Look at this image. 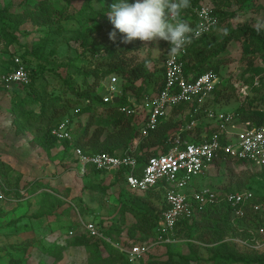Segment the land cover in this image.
Segmentation results:
<instances>
[{
  "label": "trees",
  "instance_id": "16d2710c",
  "mask_svg": "<svg viewBox=\"0 0 264 264\" xmlns=\"http://www.w3.org/2000/svg\"><path fill=\"white\" fill-rule=\"evenodd\" d=\"M87 1L91 3L90 7L84 4L83 8L75 9L74 6H71V1L69 0H64V3H61L60 0H22L18 8L19 11H21L20 13L30 16L31 20L39 26H51L49 23L52 21L61 19V22H63L73 18L84 24L95 19L98 15L105 18L106 15L104 14L109 10L108 5L114 2V0ZM200 1L202 0H191V7L186 9L182 13V16L189 21L194 19L193 7L198 5ZM211 1L213 3V13L217 20L208 32L193 38L192 43L186 46V53L183 56L184 71L187 73H200L204 70L212 69V67L217 68L225 61V58L221 57L220 54L224 52L228 42L231 40H240L242 38L248 45V53L253 56H258L264 61V27L260 24H255L251 20L245 21L237 27L230 26L228 32L217 41L208 38V35L218 24L222 23L223 20L234 17L237 10L247 4L251 6L252 11H258V9L264 8V0H234V4L237 5L234 10H221L223 6L228 7L229 4L232 5L230 0ZM129 2L134 3L135 0H129ZM69 8H72L71 11ZM73 10L75 11L74 13H72ZM18 12L14 11V6L12 4L0 8V40L2 39L6 45L12 44L17 40L14 33L20 22L18 20H16L18 23L15 21L12 22L11 19ZM107 24H110L111 29L108 31L106 35L107 39H105L103 43H91L88 39L89 33H86L88 34L87 36L86 34L85 36L80 35L82 37L80 43L81 50L77 51L76 49L75 54L70 57L65 64L70 70H68L66 77L62 78V86L65 88L66 93L68 92L71 96H74L73 98H61L58 94H54L48 98L45 94L42 95L41 93L35 92V79L39 76V71L45 69V65H42L41 61L42 59L47 60L46 56L43 57V52H38L37 54L36 48L44 49V46L39 47L41 43L37 42L31 49L32 55L34 56L33 60L35 59L37 62L36 64L33 63L28 65L24 55H22V53L19 55V57L23 58H21V63L28 73L29 82L27 84L15 83L9 87H4L0 80V86H2L5 91L14 93L10 100V111L13 115L11 123L15 133L22 134L29 132L32 136L30 144L33 148L40 149L49 154L58 144H61L66 152L76 145L85 153L108 152L111 154H118L126 149L135 137L140 136L138 131L140 125L136 123L134 115L125 110H121V108L130 105L132 99L139 100L145 93L157 91L158 88L161 87L164 79V67H162L160 75H157L155 78L154 71L149 68L148 59L141 62H128L126 56L129 52V48L126 46L119 47L118 42L109 39V32L113 30V26L109 21ZM96 28L97 26L92 27L90 31ZM118 35L119 32H117V37ZM44 42L45 39L42 43ZM14 57L15 55L12 57L10 56V60L7 61L8 64L5 65L6 67L3 63L0 64V76L16 67ZM24 60H26V62ZM96 60L102 61L94 66L93 64ZM80 62L82 64L81 68L78 67ZM99 65H105V67L101 68ZM71 70L76 72L77 75L82 76L81 83H83L84 86L76 81L72 76L73 71ZM252 71L249 83L244 82L248 84V93L243 97V102H241L233 112L238 113L239 121H249L252 124L259 125L264 122V110L263 107H260L258 104V102L264 101V69L263 67L256 66L252 68ZM113 74L116 75L119 80L121 94L117 101L110 100L106 102L102 99L105 93L103 83L107 76ZM254 75L257 76L255 79ZM89 77H91L90 81L88 80ZM255 80H257V84H254ZM150 83L153 84L150 85ZM41 87L43 88V85H41ZM19 88H25V93L27 95H30L33 92L32 90H34L32 94L38 102L37 111L29 109L25 101L15 99L18 97ZM219 90L220 89H216L215 87L213 90L214 94L215 92L219 93ZM262 90L263 94H259ZM129 96L131 99H128ZM194 105L195 102L193 104L181 103L174 106L168 117L162 118L154 130L147 136H143L139 139V143L134 150V155L138 161V174L141 172V168L149 156L165 152L168 149L170 145L168 140L172 138L176 132H179V127L183 126L184 123L182 119H186V123L189 121L192 116L191 113ZM98 110L105 111L111 119V128L106 133H104L105 127L103 124L95 123L97 116H99V113H96ZM77 114L78 116L81 114H89V117L85 124L78 121L77 126L72 127V140L58 139L51 133L52 128L64 119H67L69 124L72 125L76 120ZM202 122L203 121H200V123L198 122L199 124L189 132L181 131V137L191 141H197L203 131L207 132L208 128H210V130L216 129V127H209V124L202 125ZM207 137H209L208 134L206 138ZM222 161H224L223 155L219 154L213 159L212 164L218 165ZM91 169L94 170L95 168L92 167ZM126 169V167H121L115 172L113 177L114 183L125 185V178L123 176ZM9 170L10 167L0 161V174H3L2 179L4 185L6 189L8 188L11 190L10 187L14 188L18 185L19 178L17 177L14 181H10L8 178ZM96 171L103 172L98 169ZM259 174L264 177V167H261ZM229 184V187L225 185L220 191L247 189L242 187L244 186V181L237 183L238 186L241 187L239 189L232 188L230 182ZM85 186L83 188H86ZM87 187L100 188L102 190H106L107 188L99 184H89ZM125 187L127 188L126 185ZM153 190L162 193L159 189H151L143 192L137 190L133 191L144 193ZM57 193L58 191L53 189L50 191H41L38 210L30 216L35 218L43 216L49 218L52 215L56 216L55 214L58 208L66 203ZM253 201L257 200L253 199ZM79 204L82 205L78 201V206ZM164 207V198L161 207L159 210L155 209L156 211L142 207L133 208L124 203L120 211L119 220L110 224L106 234L110 236L115 235L116 237L124 234L128 239L130 238L129 240L132 242L147 240L154 235L160 211ZM80 209L82 210V207H80ZM126 212H131L135 221L124 228L126 224ZM262 218L261 212H254L246 207L244 215L236 219L237 226H234L231 222L233 216L230 207L221 202L204 207L197 216L179 219L175 225L174 234L177 239L183 234L192 236L196 229L201 228L202 231L198 238L204 241L207 240L206 237L209 238L208 241L211 244L205 245L206 247L204 246V248L208 252L207 260L212 262V264H264V248L259 250L245 246L242 247L238 245V243L236 244L231 241L223 240L225 235L237 233L238 229H242L238 230L239 234H244L246 228L250 229L251 227L256 228L257 226L264 225ZM16 221L17 220H11L9 225ZM242 227H244V229ZM86 235L85 233L75 234L67 241L66 245L57 247L56 244H52L44 249V251L50 255L58 256L60 255V251L66 246H83L89 252L90 261L94 263L102 259L100 249L102 241L98 238L91 239ZM29 243L30 239H16L9 243L0 244V264H30L25 255ZM171 244L164 245L169 246ZM189 246L192 253L195 254V259L200 262L199 264H202V256L196 249L198 246L194 245L192 242H189ZM4 247L7 249L4 250ZM18 250H22V254H15V251ZM110 252L112 254V259H110V262H105L106 264H128L123 252L115 248L110 250ZM174 256L175 255L169 252L168 258L165 261L154 260L153 262L157 264H190V258L183 255H177L175 258ZM142 264L151 263L145 261Z\"/></svg>",
  "mask_w": 264,
  "mask_h": 264
},
{
  "label": "rangeland",
  "instance_id": "374dc122",
  "mask_svg": "<svg viewBox=\"0 0 264 264\" xmlns=\"http://www.w3.org/2000/svg\"><path fill=\"white\" fill-rule=\"evenodd\" d=\"M21 1L22 0H0V8H3L5 5L12 4L14 6V11L18 12V5H20ZM69 1H71V6H74L75 9L83 8L84 4H87L89 7L91 6V3L87 0ZM230 1L232 5L229 4L228 7L223 6L221 10H234L237 7V5L234 4V0ZM60 2L64 3V0H60ZM200 3L209 6H212L213 4L211 0H202ZM69 9L71 11L72 8ZM20 12L21 11L15 14V16L11 19L12 22H16V20L20 22H16L18 23L17 30L14 33L17 38L16 42L6 45L2 39L0 40V64L3 63L4 66L7 65V61H9L10 56L12 57L13 55L18 57L21 62L22 57H19L20 53L24 55L27 62L26 60L24 61L28 65L33 63L36 64L37 62L35 59L33 60L34 56L32 55L31 49L34 47L36 42L41 43L39 47L44 46V49L36 48L37 54L38 52H43L42 55L43 57L46 56L47 60L42 59L41 61V64L45 65V69L39 71V76L35 79V92L41 93L42 95L45 94L48 98L54 94L60 95L61 98H73L74 96H71L68 92L66 93L65 88L62 86V78L66 77L68 70H70L65 66V64L68 62L69 58L75 54L76 49L77 51L81 50L80 43L82 35L85 36L86 33H89V35L86 34V36L88 35V39L93 44L103 43V41L107 39L106 35L111 29L110 24H107V16L103 18L101 15H98L95 19H92L84 24L73 18L63 22H61V19L52 21L49 23L51 26H39L31 20L30 16L23 15ZM74 12L75 11L73 10L72 13ZM248 20L264 27V8L258 9V11H252L251 6L246 4L244 7L237 10L234 17L223 20L222 23L218 24L208 35V38L213 41H217L228 32L230 26L237 27ZM95 26H97V28L90 31V29ZM44 39L45 42L42 43ZM121 40L122 36L119 33L115 42H118L119 47L126 46L129 48V52L126 56L128 62H141L148 59L149 68L154 71L155 78L157 75H160L166 56L168 55V47L170 46L169 42L159 40L145 43L136 39L132 43L125 44L122 43ZM220 55L225 58V61H223L217 68L212 67L217 79L215 87L216 89H220V92H215L214 94L212 91L206 98L205 104L218 111H231L243 102L242 99L244 95L240 91V87L244 82L249 83L251 80L253 72L252 68L259 66L264 69V61L260 57L253 56L248 53V45L243 38L240 40L229 41L226 49ZM101 61L102 60H96L93 65L96 66L98 62ZM99 66L101 68L105 67V65ZM78 67H82L81 62L78 64ZM72 76L80 85L84 86V84L81 83V75H77L76 72L73 71ZM256 77L257 76L254 75V79ZM88 80L90 81L91 77H89ZM118 81L119 80L117 78V86L121 91ZM151 84L153 83H150V85ZM41 85H43L44 89ZM25 90V88H19V92L17 94L18 97L15 99L25 101L29 109L37 111L38 102L32 94L34 93V90H32L33 92L30 95H27ZM13 94L14 93H10L5 90L1 94V100L4 99L3 103L8 110L10 107V97ZM120 94L121 92L114 95L113 98H119ZM259 94H263V90L260 91ZM129 98L130 96L128 99ZM258 104L260 107H263L264 110V101L258 102ZM96 113H99V116H97L95 123L103 124L105 127L104 133H106L111 128V119L105 111L98 110ZM76 116V120L72 123V127L77 126L78 121L85 124L89 114H81L80 116L77 114ZM168 116L169 114L166 117ZM197 116L199 120L198 122L203 121L205 123H209L210 127L217 126L218 124L217 121L206 119L203 112L199 113ZM9 117L11 118L12 116L9 115ZM182 121H184V126L186 119H182ZM7 124L11 125V128H14L13 125L10 124L9 120H7ZM205 135L207 136V134ZM59 147L63 148L61 144H59ZM67 153L68 154H65L64 156L58 155L56 158V160L59 159L57 160L58 163L54 160V165L52 164L50 167L46 168L49 173L53 172V176H56L55 178L57 179L56 181L51 178L50 181H55L52 183H56V185H53L50 182L47 187L55 189L54 186H56L58 195L65 196L66 199L71 200V202L69 201L70 203L65 200L66 203L62 204L57 210L59 211L63 209L64 212H61L63 214L48 218L49 220L54 219L52 222H48L49 220L45 217L35 218L30 216L38 210L40 200V191H37L38 187H46V182L43 181V177L40 178L41 181H39L38 178L34 180L32 176L29 177L26 175L23 177L22 183L15 186V189L10 187L11 190L6 189L5 186L0 183V225H2L0 226V244L9 243L16 239H30V243L28 244L25 253L30 264H106L105 262H110V259H112L110 250H113L114 248L118 249L115 245L116 243L121 244L127 243V241L128 243L132 242L129 240L130 238L125 240L126 238H116L113 235L110 236L109 234H106L110 224L119 220L120 211L124 206V203L132 206L133 208L142 207L148 208L149 210H159L163 200L162 193L154 190L150 192L137 193L136 191L127 189L125 185L121 183L110 182V179L108 178L109 175L105 174L104 176L100 172L96 171L97 169L81 174L73 154V147L70 148ZM64 158L66 161L60 165L59 162ZM91 168L92 167L89 166L87 169ZM260 169L261 168L259 167L248 165L247 163H241L235 159H226L218 165L209 164L202 174L192 177L189 182V188H197L206 185L220 191L225 185L229 187L230 182L232 188L239 189L241 187H239L237 183L244 181V186L242 187L247 188L251 192L252 198L256 199V202L264 205V177L259 174ZM46 170L44 169L45 173L47 172ZM46 174L48 175V173ZM82 176L86 180L85 183H88L86 186L84 185L86 188H83L82 190V194H84L87 202L84 201L80 195H78L80 192V179ZM77 181L79 186H76ZM89 184H99L105 187L114 184L117 185L113 191H106L100 188L87 187ZM70 188L72 189V192L79 188L78 193L76 194L78 196L75 195V197H69ZM21 191H24V194H22ZM78 201L82 205L79 204L78 206ZM80 207H82V210ZM259 211L261 212V215L263 216L262 220L264 221V210L260 209ZM129 213L132 215L131 212ZM131 217L134 218L133 215ZM11 220L17 221L9 225ZM81 221L96 222L98 226L102 227L104 234L110 240L106 238H98L85 233L82 228L83 225ZM56 222H60L62 227ZM231 222L234 224L236 223V220H231ZM257 227H251L252 229L246 228V230H244V234H239L238 230L242 229H238L237 233L225 235L223 240L231 241L236 244L238 243V245L242 246L235 238H250L254 234L259 233L258 230H256ZM124 228H126V224ZM242 228L244 229V227ZM69 230H72L74 233L70 234ZM201 231V228L196 229L192 236L183 234L179 236L178 239L176 238V241L169 246L157 245L151 249V252H149L146 256L145 261L151 264H157L153 261H165L170 252L175 255L174 258L177 255H183L191 259L190 264H199L200 262L195 259V254L192 253L189 246V242H192L194 245L198 246L196 249L202 256L201 263L212 264V262L207 260L208 252L204 248L205 245H209L211 243L208 241V237H206L207 240L205 241L198 238ZM80 233L87 234L91 239L98 238L102 241V259L92 263L90 261L91 258L89 252L83 246H66V248L61 250L63 253L60 251V255L58 256L50 255L44 251V249L50 246L53 242L66 245L67 241L71 239L73 235ZM5 249L7 248L4 247V250ZM22 252V250H18L15 251V254L20 255Z\"/></svg>",
  "mask_w": 264,
  "mask_h": 264
},
{
  "label": "built area",
  "instance_id": "2783aa9c",
  "mask_svg": "<svg viewBox=\"0 0 264 264\" xmlns=\"http://www.w3.org/2000/svg\"><path fill=\"white\" fill-rule=\"evenodd\" d=\"M193 12L195 18L190 22L194 28L212 21L211 29L217 20L211 5L199 2L193 7ZM185 49L186 47L178 54H169L168 50L163 65L164 79L157 91H149L139 100L132 99L130 105L121 108L133 114L136 123L140 125L138 128L140 136L135 137L126 149L118 154H111L108 152L85 153L80 147L76 145L73 147V154L81 174H84L91 166L113 178L118 169L126 167L123 177L127 188L142 192L159 189L163 193L165 207L160 211L154 235L144 241L115 244L124 253L128 264H142L151 249L157 245L175 242L174 233L177 221L184 217L199 215L200 211L208 205L221 202L227 204L231 209L233 220L243 216L246 207L254 212L264 209L262 203L253 201L248 189L222 192L206 185L189 188L192 177L202 174L219 154L223 155L224 160L235 159L255 167H264V122L255 125L249 121H239L238 113L216 111L205 107L206 98L215 88L216 74L213 69L200 73L185 72L183 66ZM14 62L16 67L0 76L4 87L29 82L28 73L19 58L14 57ZM254 84H257V80ZM103 85L105 88L103 101L113 100V96L121 92L117 86V76L114 74L107 76ZM247 90L248 84L243 83L240 91L244 96L248 93ZM194 102L191 118L184 126H180L179 132L168 140L170 143L168 149L149 156L138 174V161L134 150L139 139L154 130L174 106ZM202 112L206 119L218 122L217 126H214L216 129L211 130L207 138L203 131L197 141L181 137V131L189 132L198 125L197 115ZM51 133L58 139L72 140L73 138L72 125L67 119L53 127ZM81 223L85 233L110 240L96 222L81 221ZM234 226L237 224L234 223ZM256 230L259 233L250 238L235 239L242 246L260 250L264 248V226L260 225ZM69 233L74 232L69 230Z\"/></svg>",
  "mask_w": 264,
  "mask_h": 264
},
{
  "label": "clouds",
  "instance_id": "9594fccd",
  "mask_svg": "<svg viewBox=\"0 0 264 264\" xmlns=\"http://www.w3.org/2000/svg\"><path fill=\"white\" fill-rule=\"evenodd\" d=\"M191 7V0H114L104 14L113 26L109 39L115 41L117 32L122 43L164 40L170 43L169 54H178L195 37L209 31L212 21L197 25L182 16Z\"/></svg>",
  "mask_w": 264,
  "mask_h": 264
},
{
  "label": "crops",
  "instance_id": "0c3cea01",
  "mask_svg": "<svg viewBox=\"0 0 264 264\" xmlns=\"http://www.w3.org/2000/svg\"><path fill=\"white\" fill-rule=\"evenodd\" d=\"M4 90L5 89H3L2 86H0V100L2 98L1 94H2V92ZM9 96H10V94H9ZM10 100H11V97H10ZM3 101H4V99L0 101V161H2L3 163H5L6 165H8L10 167V170L8 171L9 180L10 181H14L18 177L19 178L18 184L22 183V181H23L22 179L26 175L29 176V177L32 176L34 178V180L38 178L39 181H41L40 178L43 177L44 178L43 181L46 182V187L39 186L38 190H37V191H40V196L39 197L41 198V191H43V190L50 191L51 189H53L51 187H47V186H49L50 182L51 183L55 182V181H50V179L52 178V179H55L57 181V179L55 178L56 176L55 177L53 176L54 173L53 172L49 173L46 170V168L50 167L52 164L54 165V160L56 161V163H58L57 160H59V159L56 160L58 155L59 156H61V155L64 156L65 154H68V153L66 151H64L63 148L59 147V144L56 145L51 150V152L49 154H47L45 151H42V150L39 151L40 149H36V148L34 149L32 147V145L30 144V139H31L32 136H31V134L29 132H25V133H22V134H16L14 128H11V125L7 124V120H9L10 124H12L11 121H12L13 115H12V113L10 111V107H9V110H8L5 107V104L3 103ZM204 106L214 109L213 107H210V106H208L206 104H204ZM214 110H216V109H214ZM233 110H231V111H233ZM216 111H218V110H216ZM9 115H11L12 117L10 118ZM204 124H209V123L202 122V125H204ZM209 127H210V125H209ZM210 131H211L210 128H208V131L207 132L204 131V134L205 133L209 134ZM65 161H66L65 158L62 159L59 162L60 165L63 162H65ZM44 169L47 171L46 173H48V175L45 173ZM89 171H92V169H87L86 170V172H89ZM100 173L103 174L104 176L106 174L105 172H100ZM50 175H51V177H50ZM2 177H3V174H0V183L4 185ZM108 178L110 179V182L111 181L114 182L113 178L111 176H109ZM85 182H86V180L82 176L81 179H80V183H81L82 187L80 186V190L78 188L76 191H73V192H72V189L70 188L69 189L70 190L69 191V197H71V198H72V196L75 197V195L78 193V190H79L80 192H79L78 195H80L82 197V199L84 201H86V198L84 197V194H82L83 186L88 184V183H85ZM52 184L56 185V183H52ZM76 184H77L76 186H79L78 181L76 182ZM116 185L117 184L108 186L106 188V191H109V190L113 191ZM54 188L55 189H53V190L58 191L56 189V186H54ZM67 188H69V187H67ZM21 193L24 194V191H21ZM78 195H76V196H78ZM59 197H61L62 199L66 200L68 202L69 201L71 202V200L66 199L65 196H62V195L60 196L59 195ZM38 207H39V205H38ZM63 211H64L63 209L59 210V211H57V213L55 215L59 216V215L63 214V213H61ZM52 216H54V215H52ZM131 216L132 215L129 212H126V214H125L126 226L130 225L131 223L134 222V218H132ZM43 217H45V216H43ZM45 218L47 220H49L48 217H45ZM52 220H54V219H52ZM52 220H49L48 222H52ZM53 223H55V222H53ZM56 223H59L60 226H61L60 222H56ZM113 236L116 237L115 235H113ZM116 238H118V237H116ZM119 238H122V239L126 238L125 240L128 239V237L126 235H124V234H122V236H119ZM52 244H56L57 247H61L62 246V244H57L55 242H53ZM70 246H72V245H70ZM101 246H100V249H101V254L103 256V251H102V247ZM73 247H82V246H73Z\"/></svg>",
  "mask_w": 264,
  "mask_h": 264
},
{
  "label": "water",
  "instance_id": "95a60500",
  "mask_svg": "<svg viewBox=\"0 0 264 264\" xmlns=\"http://www.w3.org/2000/svg\"><path fill=\"white\" fill-rule=\"evenodd\" d=\"M113 100H114V101H117V100H118V98H117V97H114V98H113Z\"/></svg>",
  "mask_w": 264,
  "mask_h": 264
}]
</instances>
